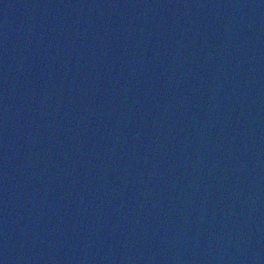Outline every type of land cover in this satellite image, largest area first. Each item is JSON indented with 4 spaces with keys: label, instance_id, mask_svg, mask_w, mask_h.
I'll use <instances>...</instances> for the list:
<instances>
[{
    "label": "water",
    "instance_id": "95a60500",
    "mask_svg": "<svg viewBox=\"0 0 264 264\" xmlns=\"http://www.w3.org/2000/svg\"><path fill=\"white\" fill-rule=\"evenodd\" d=\"M0 264H264V0H0Z\"/></svg>",
    "mask_w": 264,
    "mask_h": 264
}]
</instances>
